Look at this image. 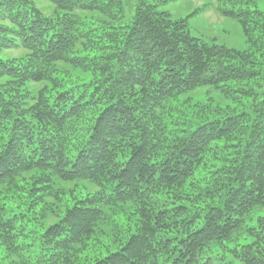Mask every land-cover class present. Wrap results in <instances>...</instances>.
Segmentation results:
<instances>
[{
	"label": "trees",
	"instance_id": "trees-1",
	"mask_svg": "<svg viewBox=\"0 0 264 264\" xmlns=\"http://www.w3.org/2000/svg\"><path fill=\"white\" fill-rule=\"evenodd\" d=\"M47 1L56 19L25 0H0V83H14L0 84V183L36 170L42 182L94 189L44 232L41 264H71L103 232L110 210L126 204L138 217L133 232L91 264H213L207 245L264 208L263 13L243 0H214L244 31L249 47L240 52L193 37L186 21L158 11L175 0ZM86 14L102 19L90 24ZM17 50L24 53L6 57ZM61 63L95 78L51 97L15 86L55 83ZM198 89L251 104L239 112L202 106L211 118L173 134L180 126L168 102ZM212 153L224 160L200 188L195 175ZM222 194L223 205L207 204ZM20 223L0 222L13 255ZM254 239L235 254L241 264H264V237Z\"/></svg>",
	"mask_w": 264,
	"mask_h": 264
},
{
	"label": "rangeland",
	"instance_id": "rangeland-1",
	"mask_svg": "<svg viewBox=\"0 0 264 264\" xmlns=\"http://www.w3.org/2000/svg\"><path fill=\"white\" fill-rule=\"evenodd\" d=\"M25 1L37 8L46 18L51 20L57 18L58 10L49 1ZM244 1L250 9H257L264 15V0ZM220 8L221 6L214 0H175L161 5L158 11L174 22L186 21V26L193 37L203 39L205 42L215 41L229 50L240 52L247 50L249 44L241 25L224 16ZM84 17L90 24H96L102 19L101 16L94 14H86ZM125 18L129 20L130 16ZM23 53L22 50L11 51L6 53V57L14 58ZM54 74L55 83L54 81L51 84L16 83L15 86L20 93L28 94L30 98H37L40 93L51 97L62 89L80 87L83 82L95 78L92 72L77 69L65 63L57 65L54 68ZM0 84L8 88L14 86V83L10 82ZM238 102L209 89H198L182 94L167 104L172 112L171 121H176L180 126L179 130L169 128V131L177 135V132L180 134L185 127L196 126L200 121L211 118L213 116L211 112L202 111V106L205 105L213 104L223 110L239 112L251 104L245 99L241 102L242 104ZM210 155L211 158L205 159L198 169L199 174L195 175V183H198L200 188L212 184L213 177L209 174L211 166H219L220 163L215 161L224 160V157L218 154ZM42 176V172L34 170L12 183H0V222L17 216L18 220H21L20 225L24 228V234L16 241L21 249L16 255L11 254L9 248L0 240V264H41L39 249L44 232L49 226L59 222L76 200L87 196L88 188L94 189L88 182L65 183L55 178H48V182H42L40 181ZM47 177H49L48 173ZM224 199L225 194H222L214 199V202L209 201L207 204L223 205ZM132 208L130 204H126L111 209L103 232L96 234L94 241L82 247L71 264H91L108 251L117 248L120 242H123L131 231L133 232L136 225L138 217L134 216ZM198 224L202 225V221ZM255 235L264 237L263 207L245 214L241 227L233 230L231 234L213 239V242L209 243L205 249L206 258L210 257L213 264H241L234 256L250 248L255 243Z\"/></svg>",
	"mask_w": 264,
	"mask_h": 264
}]
</instances>
